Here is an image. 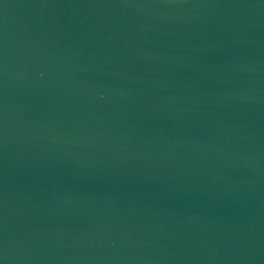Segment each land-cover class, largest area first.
Masks as SVG:
<instances>
[{"label":"water","instance_id":"obj_1","mask_svg":"<svg viewBox=\"0 0 264 264\" xmlns=\"http://www.w3.org/2000/svg\"><path fill=\"white\" fill-rule=\"evenodd\" d=\"M0 264H264V0H0Z\"/></svg>","mask_w":264,"mask_h":264},{"label":"snow or ice","instance_id":"obj_2","mask_svg":"<svg viewBox=\"0 0 264 264\" xmlns=\"http://www.w3.org/2000/svg\"><path fill=\"white\" fill-rule=\"evenodd\" d=\"M166 2L169 3V4H174V3L177 2V0H166Z\"/></svg>","mask_w":264,"mask_h":264}]
</instances>
